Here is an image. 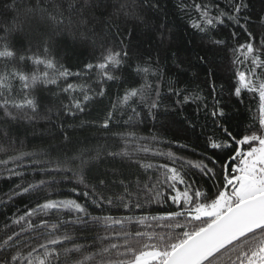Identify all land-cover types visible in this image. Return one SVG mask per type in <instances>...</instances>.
<instances>
[{
    "label": "snow or ice",
    "instance_id": "6c2138e0",
    "mask_svg": "<svg viewBox=\"0 0 264 264\" xmlns=\"http://www.w3.org/2000/svg\"><path fill=\"white\" fill-rule=\"evenodd\" d=\"M162 12V0H0V264H264V7L174 0L204 52L188 57ZM65 38L91 49L82 68L64 63ZM209 51L230 52L227 95L255 106L243 131ZM145 117L178 122L203 150L138 134ZM40 123L58 143L26 150L17 131ZM85 128L102 139L81 140Z\"/></svg>",
    "mask_w": 264,
    "mask_h": 264
},
{
    "label": "trees",
    "instance_id": "16d2710c",
    "mask_svg": "<svg viewBox=\"0 0 264 264\" xmlns=\"http://www.w3.org/2000/svg\"><path fill=\"white\" fill-rule=\"evenodd\" d=\"M174 0H162V3L167 4L168 13L167 19L165 20V13H160L159 18L155 19L156 23L165 22L171 30V41L169 47L172 52L178 53L181 57L195 56L196 53L204 54L200 47V41L197 37L193 36L191 30L187 27L184 20H181L173 12ZM255 10H260L264 7V0H251ZM192 40L193 46L186 47V41ZM61 46L65 47L66 55L64 57V63L73 70L82 68L84 62L89 59L91 49L74 45L70 39L65 38L61 41ZM135 46V45H134ZM142 54L147 56L151 54V49L147 43L142 45ZM209 57L213 60L212 70L215 73L214 79L216 80L217 86L225 84V95L224 100L226 101L225 107L230 111L228 122L234 131H243L252 115L255 114L256 109L254 105H251V112L248 110L250 105L247 100L244 103H240L235 97L229 98L227 95V84L231 78V64H230V52L225 53L223 51L208 52ZM193 71L200 72V69H193ZM169 75H172V69L169 68ZM197 79V84L205 90V95L208 94V86L205 84L204 76L201 74ZM195 87L196 85H192ZM111 94H116V89H110ZM107 100L103 104H99L91 109L90 112L85 114L87 120H99L102 118L103 112L107 107ZM126 119V116L121 117ZM166 127H161L159 123L153 126V123L147 118H144L143 123L135 129L140 135H149L152 131H158L161 136L167 140L179 141L186 145H189V150H179L175 144L172 145L173 151H179L181 154L188 155L191 159H196L197 156L190 149H195L196 153L203 150V137H198L190 132L184 130L183 126L178 122L165 121ZM55 129L46 128L43 123L38 124L34 129L31 126L24 125L19 128L16 135L20 141H23L26 146V150L34 149H46L49 144H56L58 141H53L52 136L56 135ZM78 137L81 140L87 139L89 141H99L102 139L101 134L93 128H85L78 130ZM160 147H165L160 145ZM197 179L200 177L197 175ZM10 181L0 180V190H7ZM208 183H211L210 181ZM207 186V185H206ZM23 205L21 204V207ZM155 207V206H154ZM2 221V217H0ZM93 233L87 234V240L91 241Z\"/></svg>",
    "mask_w": 264,
    "mask_h": 264
}]
</instances>
